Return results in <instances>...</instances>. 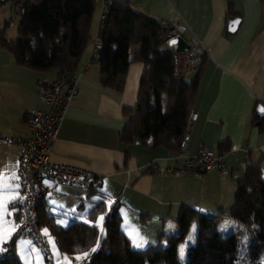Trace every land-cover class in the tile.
<instances>
[{
  "label": "crops",
  "instance_id": "crops-1",
  "mask_svg": "<svg viewBox=\"0 0 264 264\" xmlns=\"http://www.w3.org/2000/svg\"><path fill=\"white\" fill-rule=\"evenodd\" d=\"M128 1L135 10L158 23L180 19L186 27L183 39L188 43L196 38L206 49L194 108L198 117L182 154L194 156L204 146L223 155V168L215 167L201 178L192 174L174 177L167 170L173 166V159L179 153L172 154L161 148L147 149L138 141L131 145L121 142L120 133L128 123L124 110L136 106L144 65L140 62L128 64L122 92L102 86L100 69L92 61L100 1L95 16L94 42L75 75L79 96L67 108L58 137L49 151L52 164L96 175L97 191L92 195L88 191L82 195L68 189L67 185L43 181L45 195L41 206L42 214L48 219L55 218L54 223L61 226L57 221L62 223L66 217L61 213L70 215L68 224L70 219L80 221V212L91 196L100 199L91 201L86 220L99 203L111 206L116 202L122 230L135 248L143 249L156 242L157 234L164 226L172 230L169 232L177 231L173 223L181 206L206 214L230 209L234 204L237 182L243 178L248 163L261 162L264 172V128L260 120L264 117L257 114L258 104L264 106V0ZM7 10L9 14L13 12L8 8L0 9V35L11 21ZM230 18L240 19L232 33L229 31ZM138 51V47L132 48L130 59ZM55 76L56 73L46 74L18 66L14 57L0 47V139L23 140L30 136L26 116L32 112L45 113L48 109L39 100L37 84ZM222 144L227 151L219 150ZM18 160L19 149L10 143L0 142V175L12 177L13 186L19 183L16 179ZM152 163L158 166V174L150 172ZM48 192L56 202L66 204L57 207L55 217L49 212L52 205L46 200ZM18 211L21 215L22 207ZM41 227L50 230L48 225H40V231ZM12 239L5 236L4 242H0V250L10 245ZM12 247L24 264L28 252L31 256V259L28 257L29 264H37L31 246L23 240L15 238ZM59 253V264H65L62 259L65 254L71 264L84 260L75 259L81 254H67L60 250ZM53 257L57 263V258ZM40 264H47L45 255L40 258Z\"/></svg>",
  "mask_w": 264,
  "mask_h": 264
},
{
  "label": "trees",
  "instance_id": "trees-1",
  "mask_svg": "<svg viewBox=\"0 0 264 264\" xmlns=\"http://www.w3.org/2000/svg\"><path fill=\"white\" fill-rule=\"evenodd\" d=\"M99 2L28 0L17 39L6 38L9 22L0 35V47L20 67L46 74L63 72L71 80L94 42ZM166 33V27L135 10L128 0H116L99 30L102 48L92 61L100 69L102 86L116 92L125 89L129 63L144 65L136 106L124 110L128 123L120 133V140L125 145L138 141L147 149L161 148L178 154L183 151L194 113L201 71L190 83L174 77L173 54L159 50ZM134 47L139 51L130 59ZM260 120L264 128V118ZM219 150L227 151L223 144ZM96 191L97 186L88 193L92 195ZM41 204L37 212L39 226H49L61 252L73 255L88 252L84 258L86 264H264L261 162L245 166L230 209L206 214L181 206L174 219L177 231L161 229L156 242L143 249L135 248L122 230L116 202L109 209L101 202L89 213L87 223L70 219L66 227L56 225L55 218L48 219L42 214ZM100 215H104L102 229L94 226L95 217ZM226 222L232 223L231 231L225 230ZM191 227H194V241L187 247L182 263L179 245ZM16 237L10 243L11 255L0 257V264H23L12 247Z\"/></svg>",
  "mask_w": 264,
  "mask_h": 264
},
{
  "label": "built area",
  "instance_id": "built-area-1",
  "mask_svg": "<svg viewBox=\"0 0 264 264\" xmlns=\"http://www.w3.org/2000/svg\"><path fill=\"white\" fill-rule=\"evenodd\" d=\"M27 1L0 0V9H11L14 12V16L21 17ZM100 1L101 11L98 22V34L92 51V60L102 48L99 30L106 20L111 5L116 0ZM160 24L167 28L164 41L166 45H169L170 42L177 38H183L186 33V27L180 23V19L172 23L161 22ZM188 46V50L183 53H176V46L169 47L173 54L174 77L190 83L199 76L203 58L206 57L207 51L196 38L190 40ZM37 89L39 100L48 109L45 113L32 112L26 116V124L30 130V136L23 140L1 138L0 142L10 143L19 149L18 176L20 177L19 183L24 185L21 196L25 201L20 218L27 223V228L23 231L18 228L17 236L23 235L30 238L45 252L49 260L47 264H57L45 237L41 234L38 224L37 212L45 195V188L42 186V182L49 181L90 191L97 186L98 177L74 167L52 164L49 159L50 148L58 137L60 127L65 118V112L69 105L79 96L80 90L76 78L70 80L65 73L56 72L54 79L40 80L37 84ZM197 117L196 113L191 115L184 146L189 139V133ZM173 160V166L168 168L167 171L174 177L192 174L197 178H201L215 167L223 168V155L217 154L214 150L204 146H201L198 153L194 156H184L179 153ZM149 170L153 174L159 173V168L155 163L149 165ZM11 253L12 249L8 245L0 250V257L9 256ZM74 264H86V261L83 260Z\"/></svg>",
  "mask_w": 264,
  "mask_h": 264
},
{
  "label": "snow or ice",
  "instance_id": "snow-or-ice-1",
  "mask_svg": "<svg viewBox=\"0 0 264 264\" xmlns=\"http://www.w3.org/2000/svg\"><path fill=\"white\" fill-rule=\"evenodd\" d=\"M175 43V41H173ZM15 175V174H14ZM12 177H4L0 175V242H4L5 236L8 239H12L14 235H17V229L23 231L27 228V223L20 218V214L18 209L23 206L24 198L21 196L22 189L24 188L23 184H11ZM16 179L19 180L20 177L16 176ZM7 180L8 183L5 184L4 181ZM47 184V181H45ZM60 191V189H57ZM93 199H100L99 197H94ZM11 204V208L9 205ZM52 207L49 208L50 214L54 217L57 215L56 209L57 207H62V205H57L55 201H50ZM110 208V204L107 205ZM74 211V209L72 210ZM61 216H67V213H61ZM8 217H13L14 219L11 222V225L7 223ZM104 215H100L95 217L94 226L101 228L103 227ZM19 221V223L17 222ZM87 223L88 221L85 220ZM57 223L61 224V226L66 227V224L61 223V221H57ZM22 225V227H21ZM41 234L46 238V243L50 250L53 251V255L57 258V264H59V260L61 259L59 253V241L54 237L52 232L48 228H44L41 230ZM191 239V237L189 238ZM142 245H137V247H141ZM93 252L96 251L95 248L92 249ZM31 253L34 258H37V264H40V258H43L46 255L42 249L37 248L35 245L31 248ZM89 255L88 252L82 253V255H76L75 259L80 260ZM181 255H183V249H181ZM65 264H71V261L68 260L67 255L65 254L62 257Z\"/></svg>",
  "mask_w": 264,
  "mask_h": 264
},
{
  "label": "rangeland",
  "instance_id": "rangeland-1",
  "mask_svg": "<svg viewBox=\"0 0 264 264\" xmlns=\"http://www.w3.org/2000/svg\"><path fill=\"white\" fill-rule=\"evenodd\" d=\"M7 16L9 18L10 21V25L8 27V31H7V39L9 40H15L17 39L18 37V28H19V22L21 20V17H18V16H14V12H10V14L8 13V10H7ZM68 189H72L74 191H78L80 192L82 195H86L87 191H84V190H80V189H77V188H73V187H70V186H66ZM56 196V195H55ZM61 195H57V197L60 199L62 197H59ZM94 197H97V196H91V198L85 202V208L80 212V216H79V220L80 221H85L86 220V211L88 208H91L92 206V203L91 201H96V199H93ZM56 198H52L51 196V193L48 192L47 195H46V200L48 203H50V201H55ZM58 201V200H57ZM110 201V200H109ZM56 202V201H55ZM97 202V201H96ZM57 205H62V206H66L65 202H56ZM70 215L67 214V216L65 218L62 219V223L63 224H68V220L67 218H69ZM11 219V218H10ZM8 219L7 220V223L10 224L12 222V220ZM172 223V222H171ZM169 224V223H168ZM225 230L226 231H231L233 229V225L231 222H226L225 224ZM173 226L175 228V231L177 230V227L176 225L173 223ZM44 229V227H41V230ZM162 229H164L166 232H169V231H172L170 228H168V226H164ZM193 236H194V227H191V229L189 230L187 236H186V239L184 240V242H182L180 245H179V258H180V261L182 263L185 262V259H186V253H187V247L193 243ZM191 237V239H189ZM16 239L18 240H23L25 242V244L31 246L35 245L37 248H39L30 238H28L27 236H23V235H20L18 237H16ZM46 239V238H45ZM155 243V242H154ZM149 245V244H148ZM40 249V248H39ZM181 249H183V255H181ZM53 251L51 250V253ZM29 253V254H28ZM27 253V257L25 258L26 259V264L30 263L29 261V258L31 259V256H30V252ZM45 253V252H44ZM25 255V254H24ZM23 263V262H22ZM24 264V263H23Z\"/></svg>",
  "mask_w": 264,
  "mask_h": 264
},
{
  "label": "water",
  "instance_id": "water-1",
  "mask_svg": "<svg viewBox=\"0 0 264 264\" xmlns=\"http://www.w3.org/2000/svg\"><path fill=\"white\" fill-rule=\"evenodd\" d=\"M240 19L238 18H230L229 19V31L235 32L238 24H239ZM175 41V43H173ZM172 42L169 43V45L164 44L162 47H160V52L164 53H172V50L170 49L169 46H176L175 52L176 53H183L186 50H188L189 46L188 43L183 39V38H177L173 40ZM257 114L260 117H264V106L260 103L257 106Z\"/></svg>",
  "mask_w": 264,
  "mask_h": 264
}]
</instances>
